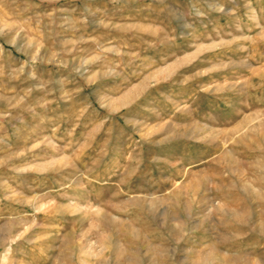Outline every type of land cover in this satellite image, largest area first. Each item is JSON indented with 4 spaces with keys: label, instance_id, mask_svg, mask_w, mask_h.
I'll return each mask as SVG.
<instances>
[{
    "label": "rangeland",
    "instance_id": "rangeland-1",
    "mask_svg": "<svg viewBox=\"0 0 264 264\" xmlns=\"http://www.w3.org/2000/svg\"><path fill=\"white\" fill-rule=\"evenodd\" d=\"M0 264H264V0H0Z\"/></svg>",
    "mask_w": 264,
    "mask_h": 264
}]
</instances>
